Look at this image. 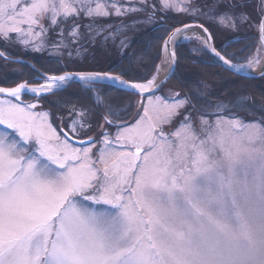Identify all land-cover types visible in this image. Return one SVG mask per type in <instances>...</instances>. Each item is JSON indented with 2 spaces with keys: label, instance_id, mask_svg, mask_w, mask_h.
Instances as JSON below:
<instances>
[{
  "label": "snow or ice",
  "instance_id": "obj_1",
  "mask_svg": "<svg viewBox=\"0 0 264 264\" xmlns=\"http://www.w3.org/2000/svg\"><path fill=\"white\" fill-rule=\"evenodd\" d=\"M249 2L136 0L126 7L120 0H0V42L40 52L42 38L59 28L52 47L71 58L73 50L81 56L85 44H97L98 37L106 43L121 31L94 28L97 18L145 13L144 21L133 23H150L158 12L174 11L235 29L236 21L249 18ZM254 7L264 17V0ZM81 17L91 23L83 25ZM193 28L202 30L196 39L225 71L264 77V45L234 62L237 54L218 50L209 28L199 23L166 32L162 64L143 82L124 80L123 70L89 71L49 75L36 86L0 87V264H264V106H258V119L245 122L232 110L248 109L247 95L226 93L213 102L210 92L155 94L175 75L177 54L169 45ZM259 29L264 41V18ZM66 31L72 37L67 43ZM0 58L17 62L7 48ZM74 77L90 93L97 84L136 90L142 114L131 124H116L114 138L101 131L98 139L81 141L86 146H74L49 122V112L21 102L25 91L42 100ZM96 102L103 99L97 95ZM197 105L214 110L201 112L199 131L191 114ZM77 115L81 120H73L71 130L78 123L90 128L83 121L86 110ZM109 115L104 120L112 125ZM181 115L178 127L166 133L164 126Z\"/></svg>",
  "mask_w": 264,
  "mask_h": 264
},
{
  "label": "trees",
  "instance_id": "obj_2",
  "mask_svg": "<svg viewBox=\"0 0 264 264\" xmlns=\"http://www.w3.org/2000/svg\"><path fill=\"white\" fill-rule=\"evenodd\" d=\"M254 4L255 1L250 0L247 14L250 18L252 16L253 19L258 20V13ZM162 16L164 17L163 20H161ZM127 17L129 16L118 18L125 19ZM156 18L151 25L143 23L140 24L142 26L127 29L129 31L126 34H121L125 39L123 45L116 41L111 42V36L108 37L109 44L105 48L99 44V41L95 45L85 44L87 52H83V56L77 58L78 61L73 64L71 69L109 70L117 74H121L123 70L124 78L135 81H143L144 78L151 77L155 65L161 58V46L166 37V32H170L171 28L181 23L192 20L193 17L169 11L166 14L158 12ZM103 19L105 22L108 20L106 17ZM198 19H202L206 23L218 50L226 48L228 53L237 54L234 61H243L244 57L253 53L257 44V32L251 26V21L240 22L235 29H232L223 27L216 22L207 21L206 17H199ZM85 20L89 19L81 17L79 22ZM68 23H73V21L70 20ZM84 33L87 34L86 31ZM81 43L84 41L82 40ZM20 46L19 43H9L5 46L3 42H0V48H7V52L11 56L28 59L43 71L58 73L64 68H69L67 62L60 58L37 52L22 51ZM176 54V71L170 82L180 95L199 96L202 92H210L209 99H212L213 102L215 97H221L226 93L233 97L247 95L250 97L249 108L233 110L246 119L252 118L253 115L256 120L261 116L262 113L258 106H264V77L238 78L232 72L225 71L213 60L207 50L193 40L179 44L176 48ZM1 60L5 61L0 58ZM5 63L9 64L10 67H16L17 72L9 71V68L0 65V84L14 85L24 79L36 82L34 80L36 71L28 63L11 61H5ZM97 87L100 89L104 101L102 108L97 107L95 109L96 113L93 119L95 125L94 128H91L92 132L97 131L101 124L102 113L111 111L118 116L129 110L132 104V94L130 93L107 84H98ZM31 97L25 95L24 99ZM57 100L59 104L53 103ZM41 101L44 105L48 103V107L53 112V119L56 115L58 119V116L63 115L70 107L92 104L90 92H87L79 83L71 84L52 95H46ZM209 109L197 105V110L193 112L199 114Z\"/></svg>",
  "mask_w": 264,
  "mask_h": 264
},
{
  "label": "rangeland",
  "instance_id": "obj_3",
  "mask_svg": "<svg viewBox=\"0 0 264 264\" xmlns=\"http://www.w3.org/2000/svg\"><path fill=\"white\" fill-rule=\"evenodd\" d=\"M109 2H111V0H109ZM120 2L123 3V4L127 7V6H130V5L133 4V3H136V0H120ZM126 16H127V15H126ZM128 16H129V17H127V18H125V19H122V18H118V17H125V16H115V15H111V16H109V17H106V18L108 19V20H106V22L104 21L103 17H102V18H97L98 21H96V23L93 25V27L95 28V27H98V26H101V25H102V26H104L105 29H107V30H111V31H113V32H115L116 29H118V28L121 29V31H120L119 33H117V35L115 36V38H113V37L111 36V37H112L111 42H112V41H116L117 43L120 44L122 40L125 41V39L121 36V34H126V33L129 31V30H127V29H129V28H136V27L142 26V25H140V24L148 23V22H137V23H133V21H144V20L146 19V14H145V13H129ZM186 16H187V15H186ZM190 17H191V16H190ZM207 19H208V18H207ZM208 20H209V19H208ZM69 21H70V20H69ZM123 21H124V22H123ZM210 21H213V20H210ZM104 22H105V23H104ZM122 22H123V23H122ZM214 22H216V21H214ZM81 23H82L83 25H87V24L91 23V21H90V20H85V21H83V22H81ZM152 23H153V22H150L149 24L151 25ZM216 23H217V22H216ZM239 23H240V21H236V24H239ZM252 24H253L254 28L257 30V29H258V23H253V22H252ZM22 27H27V26H26V25H23ZM62 27L67 28L68 25H62ZM37 30H38V29H37ZM79 31L82 32V33H84V31L88 32L87 28H84V27H81V28L79 29ZM58 33H59V28L56 29V32H51V31L48 32V33L42 38V39L44 40V43H45L44 49H43L42 51H40V52H37V53H42V54H45V55H51V56L56 55L57 58H61L62 60H64L65 62H67V65L69 66V68H73V64L76 63V62L78 61L77 58L83 56V50H82V55H81V56H76V55H75V51L73 50V55H72L71 58H69L68 55H67V52H66V51H64V50L57 51L56 49H54V48L52 47V42H53V41H58V40L60 39ZM105 34H107V32H105ZM65 37H66V40H65L66 43L72 40V37L68 36V32H67V31L65 32ZM109 37H110V36H109ZM98 38H100V40H98V41H99V44H100V45H103V48H105V47L109 44V41H108V40H107L106 43L104 42L103 37H98ZM118 38H119V39H118ZM190 38H195V39H196V35H194L193 37H190ZM13 40H15V35H13ZM196 40H197V39H196ZM197 41L199 42V45L203 46V44H202V42H201L200 40H197ZM14 44H17V43H14ZM20 45H21V44H20ZM20 47H21V50H22V51L34 52V51L32 50L31 47L25 48V46H23V45H21ZM75 47H77V45H73V49H75ZM203 47H204V46H203ZM258 48H261V46L259 45V43H258V46L256 47V50H255L254 53L257 52V49H258ZM61 52H63V54H61ZM262 54H264V52H262ZM53 57H55V56H53ZM0 65H1L2 67H6L7 69L9 68V71L17 72V68H16V67H14V66L10 67V65H9V64H6L5 61H3V60L0 61ZM167 89H168V88L164 87V88H163L158 94H156V95L164 94V93L167 91ZM169 93H170V94L168 95V97H173L174 92L172 93L171 91H169ZM90 95H91V93H90ZM163 96H164V95H163ZM21 102H22V101H21ZM145 102H146V101H145ZM22 103H23V104L36 103V104H37V108L34 109V111H46V112H49V111L45 110L44 107H43V109H40V107L42 106V102H41V100H37V99H36V100L26 101V102H22ZM135 106H137V103H136V101H134V100L132 99L131 107H132V108H135ZM125 108H126V107H125ZM78 111H85V109H79V108H76V107H75V108L71 109L70 113H65V114H67V116H70V123H69V125L72 124L73 120H77V121H80V120H81V118L77 115V112H78ZM138 111L142 114V109H141V110L138 109ZM63 115H64V114H63ZM122 115H124V114H122ZM231 115H232V114H226V118H229ZM49 117L52 118V116H51L50 114H49ZM88 117H89V113L86 112V115L83 117V121L88 122ZM111 117H112V116H111ZM237 117H238V116H237ZM138 118H139V117L137 116V113H136V114L134 115V118H133L130 122H127L126 124H131V123H133V122L135 121V119H138ZM197 118H198V117H197ZM197 118L194 117L193 119H194V120H197ZM205 118L207 119L208 117H205ZM181 119H183V115H181L180 117H178V121H177V123H176L174 126L171 127V126H169V125H165V126H164V130H165V132H166V133H171V132H173V131L178 127L179 122H180ZM52 120H54V121H56V122L53 121V124H52L51 119L49 118V122L53 125L54 128H56L58 134L61 135L60 132H59L58 129H57V122H58L57 115H56V117H55L54 119L52 118ZM211 120L214 121V120H215V117H214V116L211 117ZM243 121H244V120H243ZM198 122L200 123V119H199ZM198 122L196 123V125H197V131H199V123H198ZM245 122H250V121H245ZM103 123H104V122H103ZM3 130H4V129H3L2 127H0V131H3ZM69 130L72 131L70 127H69ZM81 130H82V129L79 127V123H78V124H77V131H76L75 133H74L73 131H72V132H73L74 135H75V134L79 133ZM102 131H107V132L111 133L112 136H113V138H114L115 133H116V131H117V128L111 130V128L108 129L107 127H104V128L102 129ZM61 136H62V135H61ZM78 136H79V134H78ZM62 137H63V136H62ZM67 140H68V139H67ZM68 141H69V140H68ZM69 143L73 144V145L76 146V147H83V146H86V145H77V144H74V143H72V142H70V141H69Z\"/></svg>",
  "mask_w": 264,
  "mask_h": 264
},
{
  "label": "water",
  "instance_id": "obj_4",
  "mask_svg": "<svg viewBox=\"0 0 264 264\" xmlns=\"http://www.w3.org/2000/svg\"><path fill=\"white\" fill-rule=\"evenodd\" d=\"M262 18H264V17H262ZM262 18H261V19H262ZM260 21H261V20H260ZM187 24H188V23H187ZM189 24H190V25H196V24H199V23L192 22V23H189ZM182 26H183V25H182ZM182 26H179V27H182ZM258 38H259V41H260L261 45H264V41L261 40V32H260V29H259ZM212 43H213V40H212ZM176 45H177V43L170 44V45H169V49H170V50H172V49L175 50ZM213 45H214V44H213ZM209 52H210V54L212 55V57L217 61V63L220 64V65L222 66V62H220V61L218 60V58L215 57L214 53H212L210 50H209ZM14 60L17 61L18 59H14ZM175 68H176V67H175ZM78 72H89V71H72V72H68V73H73V74H75V73H78ZM92 72H102V71H92ZM105 72H106V71H105ZM109 73H110V72H109ZM111 74H113V75H117V74H114V73H111ZM61 75H63V74H61ZM46 76H47V75H46ZM48 76H49V75H48ZM58 76H59V75H58ZM164 76H165V72H164L162 75H160V76L158 77V79H159V80H163V79H164ZM258 76H259L258 73H253V75H252L251 77H258ZM123 79L126 80L125 78H123ZM75 80H78V79H76V78L74 77L72 81H70V82H68V83L66 84V86H67L68 84H70L71 82L75 81ZM168 80H169V79H168ZM126 81H128V80H126ZM129 82H132V81H129ZM21 83H22V82H21ZM18 84H19V83H18ZM16 85H17V84H16ZM16 85H13V86H3V85H0V87L12 88V87H15ZM116 87H118V86H116ZM118 88H120V89H122V90H124V91L133 92V93L138 94V95H139V98H140V101H141L142 98H141L140 94H139L138 92H136V90L131 89L130 87H129V88H121V87H118ZM25 92H27V91H25ZM65 134H66V136H67L70 140H72V141L75 142V143L81 144V141H85V140H82V139H76V138L70 136V135H69L68 133H66V132H65Z\"/></svg>",
  "mask_w": 264,
  "mask_h": 264
},
{
  "label": "flooded vegetation",
  "instance_id": "obj_5",
  "mask_svg": "<svg viewBox=\"0 0 264 264\" xmlns=\"http://www.w3.org/2000/svg\"><path fill=\"white\" fill-rule=\"evenodd\" d=\"M34 77H39V75L36 73L35 74V76ZM31 100H33V98H30V99H28L27 101H31ZM47 103V102H46ZM42 107H44V109H48V103L47 104H45V105H43ZM97 107L94 105V104H90L89 105V120H90V122L92 123V125L93 124H95V122H94V118H95V113H96V109Z\"/></svg>",
  "mask_w": 264,
  "mask_h": 264
},
{
  "label": "bare ground",
  "instance_id": "obj_6",
  "mask_svg": "<svg viewBox=\"0 0 264 264\" xmlns=\"http://www.w3.org/2000/svg\"><path fill=\"white\" fill-rule=\"evenodd\" d=\"M201 32H202V31L199 30V29H192V30H189V31H187L186 33H184L183 35L177 37L176 41H177V40H182V39H184L185 37L192 36V35H195V33H201ZM161 64H162V62H161ZM166 67H167V65L164 64V65H163V68H166ZM163 72H164V71L162 70L160 74H162ZM160 74H159V75H160Z\"/></svg>",
  "mask_w": 264,
  "mask_h": 264
}]
</instances>
